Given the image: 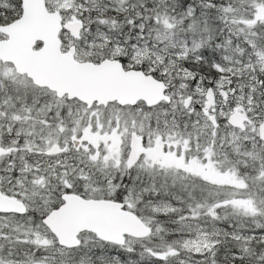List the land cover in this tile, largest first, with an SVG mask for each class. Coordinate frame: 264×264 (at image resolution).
Here are the masks:
<instances>
[{"label": "snow or ice", "instance_id": "6c2138e0", "mask_svg": "<svg viewBox=\"0 0 264 264\" xmlns=\"http://www.w3.org/2000/svg\"><path fill=\"white\" fill-rule=\"evenodd\" d=\"M0 264H264V0H0Z\"/></svg>", "mask_w": 264, "mask_h": 264}]
</instances>
